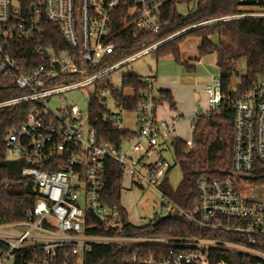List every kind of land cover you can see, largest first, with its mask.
Instances as JSON below:
<instances>
[{"label": "built area", "instance_id": "obj_1", "mask_svg": "<svg viewBox=\"0 0 264 264\" xmlns=\"http://www.w3.org/2000/svg\"><path fill=\"white\" fill-rule=\"evenodd\" d=\"M240 1L238 13L193 28L264 18V0ZM165 2L30 0L23 4L0 0V111L10 109L23 118L7 131L6 145L15 154L11 160L21 163L22 176L37 195L26 219L8 223L0 218V264H68L65 259L83 264L85 253L102 243L156 246L146 256L134 255V264H232L231 254L240 255L246 264H264V200L245 199L247 189H239L233 176L202 178L198 206L181 213L204 236L138 239L94 233L99 228L117 233L123 229L119 211L105 200L107 163L117 162L135 185L158 184L169 166L162 156L153 164L148 158L178 138L176 127L182 117L159 115L154 76L142 78L146 87L133 111L114 98L117 89L113 87L91 97L90 106L95 101L101 105L99 118H92L90 107L85 118L77 104L58 107L53 102L64 93L99 82L190 30L192 27L121 58L125 43L119 37L161 33ZM44 21L59 28L67 47L41 43ZM205 92L207 99L199 106L202 113L189 118L192 133L199 117H210L224 101L219 76H214ZM109 102L114 110H109ZM227 102L234 111L231 170L234 176H247L257 162L264 163V72L250 90L234 94ZM101 121L132 135L118 144L106 141L97 127ZM186 144L192 147V138Z\"/></svg>", "mask_w": 264, "mask_h": 264}, {"label": "trees", "instance_id": "obj_2", "mask_svg": "<svg viewBox=\"0 0 264 264\" xmlns=\"http://www.w3.org/2000/svg\"><path fill=\"white\" fill-rule=\"evenodd\" d=\"M29 3L30 0H18ZM194 0H166L163 10L162 31L158 35L130 34L121 36L120 42L125 43L121 58L151 44L159 39L171 36L181 30L191 28L186 33L168 41L154 52L158 57L173 56L175 61L187 67L190 72L195 71L187 61H184L181 44L187 37L199 39L198 52L200 57L216 55V65L219 69L221 81V93L224 101L218 111L210 117L201 116L196 123L193 132V146L189 147L186 140L176 138L171 144L174 148L177 163L183 171V178L177 188H173L167 178L160 182L159 188L166 204L178 211L190 212L198 206V182L202 178L225 179L233 176L239 189H250L264 186V163L257 162L254 170L247 176H234L231 170V144L232 122L234 118L233 108L228 104V99L234 94L242 95L252 88L258 75L264 72V18L261 19H236L223 22H215L207 25L193 26L206 21L233 15L240 11L243 4L240 0H195V8L186 15L177 11V5L190 4ZM45 32L42 34L41 43L55 48L67 47V42L61 37L59 28L54 24L44 21ZM219 35L221 46H215L210 37ZM229 35L230 44L224 43V37ZM31 48V46H30ZM119 60V59H116ZM246 60L247 72L239 74V63ZM30 65V64H29ZM240 77V82L235 91L231 90L232 80ZM142 78L137 75H128L123 78L121 90L113 92L116 100H119L127 109L133 111L137 108L145 89ZM162 98L157 102L166 100L170 109H176V101L171 91L160 90ZM92 118L101 117V105L95 101L90 106ZM10 109L0 111V218L4 222H17L27 218V213L37 200L31 183L22 176V165L19 161H8V147L6 145L7 131L16 126L23 118L15 115ZM99 135L106 141L118 144L122 138L131 137V131L123 132L115 130L110 123L101 121L97 125ZM108 172L105 178V200L117 209L123 221L121 233L99 228L96 234L113 236L123 235L138 239L160 237H201L204 232L191 223L182 214L163 220L155 225L159 216L148 225L133 224L128 217L127 210L122 206V189L125 176L119 164L115 161L107 163ZM170 171V167L167 172ZM16 182H21L23 188L17 189ZM15 184V185H14ZM165 204V205H166ZM97 226H103L99 220H94ZM154 245L130 244H95L85 253L83 264H134V255H148L156 249ZM228 258V256H225ZM231 257V258H230ZM232 264H246L242 257L231 254ZM68 264H77L72 259H65ZM19 264V263H17Z\"/></svg>", "mask_w": 264, "mask_h": 264}, {"label": "rangeland", "instance_id": "obj_3", "mask_svg": "<svg viewBox=\"0 0 264 264\" xmlns=\"http://www.w3.org/2000/svg\"><path fill=\"white\" fill-rule=\"evenodd\" d=\"M194 8L195 0L190 4L182 3L177 5V11L182 15H186ZM223 40L226 45L231 43L229 35L224 37ZM199 43L198 38L187 37L180 46L184 61H187L191 67H195L194 72H190L186 66L177 63L173 56L158 57L156 52H150L106 74L99 82L64 93L60 99L53 103L58 107L75 103L83 111L86 118L89 115L91 97L97 91H104L108 87L121 90L124 76L137 75L141 78L154 76L157 79L155 82V90H161L164 87L171 89L178 103V109L172 111L183 114V119L177 124L176 135L183 139L193 138L189 117L202 113L203 109L199 106L200 103L207 99L206 87L213 83L214 76H219L216 55L212 54L200 57L198 52ZM246 72L247 63L246 60H242L239 63V74L243 76ZM240 80V77H235L232 80V91L236 90ZM101 102L103 101L101 100ZM161 105L166 107L168 101L162 100ZM108 107L109 110H114L115 108L113 103L110 102L108 103ZM133 116V114L130 115V119L128 120L129 124H132ZM133 127L131 126V128ZM14 156L15 154L8 149L6 159L10 161ZM161 156L170 167V171L167 172L169 183L173 188H177L182 181L183 171L176 161L173 146L169 144L161 147L159 153L149 157L148 161L153 164ZM144 173L147 172L144 171ZM163 179L164 177H161L160 182ZM160 182L154 186L143 184L140 187L133 183L132 178L125 176L122 189V206L127 210L129 220L133 224L145 225L148 219L168 213L169 210L165 205L166 200L163 198L159 188ZM15 184L18 190L23 188L21 182H16ZM243 196L247 200L256 202L263 201L264 186L247 189L243 193ZM181 213L182 211L173 209L175 216H179ZM6 264L14 263L13 261H9Z\"/></svg>", "mask_w": 264, "mask_h": 264}, {"label": "water", "instance_id": "obj_4", "mask_svg": "<svg viewBox=\"0 0 264 264\" xmlns=\"http://www.w3.org/2000/svg\"><path fill=\"white\" fill-rule=\"evenodd\" d=\"M210 41L217 47L221 46V40L219 35H213L210 37ZM155 97L157 100H160L162 98V95L160 92L155 93ZM167 209L169 210L166 215L159 216L157 220L155 221V225L160 224L163 220L167 219L168 217H171L173 215V208L166 204Z\"/></svg>", "mask_w": 264, "mask_h": 264}, {"label": "crops", "instance_id": "obj_5", "mask_svg": "<svg viewBox=\"0 0 264 264\" xmlns=\"http://www.w3.org/2000/svg\"><path fill=\"white\" fill-rule=\"evenodd\" d=\"M161 90H168V91H171V89H169V88H167V87H164V88H162ZM158 91H160V90H158ZM172 92V95H173V97H174V99H175V101H176V97H175V95H174V93H173V91H171ZM176 109H178V103H177V101H176ZM158 113H159V115L161 116V117H164V118H170V117H175V116H180V117H182V119H183V114H180V113H174L173 111H172V109H170V106H169V103H168V105L166 106V107H163L162 105H161V102L159 103V105H158ZM194 116V115H193ZM191 117V116H190ZM189 117V118H190ZM178 138H182V137H180V136H177ZM183 139V138H182ZM185 140H187V139H185Z\"/></svg>", "mask_w": 264, "mask_h": 264}]
</instances>
